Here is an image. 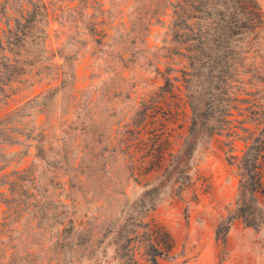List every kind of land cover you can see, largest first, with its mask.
Instances as JSON below:
<instances>
[{"label": "rangeland", "instance_id": "1", "mask_svg": "<svg viewBox=\"0 0 264 264\" xmlns=\"http://www.w3.org/2000/svg\"><path fill=\"white\" fill-rule=\"evenodd\" d=\"M166 1L45 0L47 20L21 55L0 50L9 128L0 135V264H119L113 243L125 211L189 126L182 92L157 97L164 80L154 68L172 49ZM222 142L212 136L195 151L209 194L193 203L165 193L149 212L172 243L159 264H264V230L236 222L223 247L215 240L238 184Z\"/></svg>", "mask_w": 264, "mask_h": 264}, {"label": "trees", "instance_id": "2", "mask_svg": "<svg viewBox=\"0 0 264 264\" xmlns=\"http://www.w3.org/2000/svg\"><path fill=\"white\" fill-rule=\"evenodd\" d=\"M164 4L163 14L171 9L172 49L160 56L166 59L163 70L154 68L164 80L157 97L182 92L190 110L189 126L177 151L168 153L161 172L142 185L140 196L125 211L118 231L122 236L113 243V258L119 264H141L138 253L146 264L170 258L172 243L147 219L148 214L165 193L177 201L188 194L193 203L209 194V178L194 156L212 136L223 138L225 161L238 182L235 199L214 230L215 240L223 247L236 222L264 230L260 203L264 199V12L258 0H167ZM47 9L45 0H0V21L6 27L0 34V50L20 56L26 41L34 39L35 25L47 20ZM17 60L8 67H15ZM7 124L5 118L0 120V135L9 130ZM160 150L156 164L162 163ZM0 163L1 170L8 161L0 158Z\"/></svg>", "mask_w": 264, "mask_h": 264}]
</instances>
